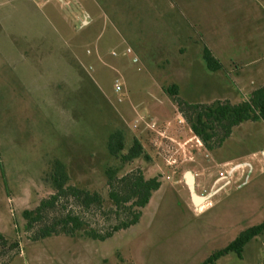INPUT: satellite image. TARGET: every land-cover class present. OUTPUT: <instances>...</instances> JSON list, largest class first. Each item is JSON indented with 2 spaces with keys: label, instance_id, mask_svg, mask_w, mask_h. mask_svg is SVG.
I'll list each match as a JSON object with an SVG mask.
<instances>
[{
  "label": "rangeland",
  "instance_id": "rangeland-1",
  "mask_svg": "<svg viewBox=\"0 0 264 264\" xmlns=\"http://www.w3.org/2000/svg\"><path fill=\"white\" fill-rule=\"evenodd\" d=\"M123 25L128 31L103 16L94 0H0V233L20 243L11 264H202L264 221V122L243 123L221 148L207 151L164 91L178 83L183 98L185 57L172 47L185 44L153 40L141 24ZM226 69L216 80L235 91L233 102L264 84L263 75H255L264 59ZM152 121L157 131L168 126L166 139L148 127ZM117 129L127 144L142 140L151 160L121 165L111 157L107 140ZM170 155L178 165H167ZM57 162L70 184L101 192L107 207L110 167L119 168V176L138 169L162 184L140 223L108 240L31 242L22 213L53 192L47 174ZM187 171L197 195L211 194L199 210ZM103 222L89 217L94 228ZM216 264H264V232L241 257L230 253Z\"/></svg>",
  "mask_w": 264,
  "mask_h": 264
},
{
  "label": "trees",
  "instance_id": "trees-1",
  "mask_svg": "<svg viewBox=\"0 0 264 264\" xmlns=\"http://www.w3.org/2000/svg\"><path fill=\"white\" fill-rule=\"evenodd\" d=\"M203 57L209 71L222 69L209 50H204ZM164 91L173 98L179 113L207 151L221 148L230 139L233 130L243 123L264 122V85L253 90L249 99L239 102L216 100L211 103H190L180 96L176 84L164 88ZM107 150L121 165L131 164L137 159L151 160L142 140L134 137L127 144L125 134L120 129L109 135ZM119 172V168L112 167L106 171L107 195L111 201L107 207L101 192L70 184L66 167L57 162L47 174L53 192L34 209L22 213L26 231L30 234L29 240L38 242L49 237L81 236L105 241L120 231L137 226L144 209L162 183L159 177L146 178L138 169L124 176H119ZM92 215L100 216L105 225L104 222L101 228L89 225ZM263 232L264 221L240 232L226 247L214 252L202 264H216L221 257L230 253L241 257L246 245ZM19 252L20 243L10 241L0 233V264H11Z\"/></svg>",
  "mask_w": 264,
  "mask_h": 264
},
{
  "label": "crops",
  "instance_id": "crops-1",
  "mask_svg": "<svg viewBox=\"0 0 264 264\" xmlns=\"http://www.w3.org/2000/svg\"><path fill=\"white\" fill-rule=\"evenodd\" d=\"M94 3L103 16H109L119 26L141 24L140 32H149L153 40L185 44L172 48L181 47L185 57L181 61L182 96L190 103L232 101L236 96L226 84L217 82L219 71L207 69L205 49L222 65L220 71L225 72L226 67L257 66L264 59V0H94ZM123 12L132 20L123 21ZM137 29L136 34L140 33ZM259 73L264 77V70H255L256 76ZM174 84L180 90V84ZM222 90L225 93H220Z\"/></svg>",
  "mask_w": 264,
  "mask_h": 264
},
{
  "label": "built area",
  "instance_id": "built-area-1",
  "mask_svg": "<svg viewBox=\"0 0 264 264\" xmlns=\"http://www.w3.org/2000/svg\"><path fill=\"white\" fill-rule=\"evenodd\" d=\"M132 53H133V51H132L131 48H127V49H126V52H125L126 55H131ZM114 55H117V54L114 53ZM133 61H134V62H137L138 59H137L136 57H134ZM115 90H116L117 92L121 91V84H120V83H116V85H115ZM148 127H149L150 129H152L153 131L159 133V135H160L161 138H163V139H166V138H167L166 133H167V131H168V126H166V128H165L164 130H160V131H161V132H160V131H157V130H156V124H155V122L152 121L151 124L148 125ZM198 144L201 145V143H200L199 141H198ZM188 159H189V158H187V160H188ZM166 161H167V165L170 166V167H171V166L174 167V166L178 165V159H177V157H175L174 155H170V156L167 158ZM199 207H200V206H199ZM199 207L196 206V209L199 210Z\"/></svg>",
  "mask_w": 264,
  "mask_h": 264
},
{
  "label": "water",
  "instance_id": "water-1",
  "mask_svg": "<svg viewBox=\"0 0 264 264\" xmlns=\"http://www.w3.org/2000/svg\"><path fill=\"white\" fill-rule=\"evenodd\" d=\"M263 154H264V152H263ZM238 166H241V165H237V166L233 167L232 170H231V173ZM248 166H250V165H248ZM185 180H186L187 187H188V189L190 191L191 199L194 202L195 206H198L197 205L198 203H200V202L201 203H204L205 201H207L209 199V197L211 196V194H209L207 196H199V195H197L196 190H195V176L193 175V173L191 171H187L186 172V174H185Z\"/></svg>",
  "mask_w": 264,
  "mask_h": 264
},
{
  "label": "bare ground",
  "instance_id": "bare-ground-1",
  "mask_svg": "<svg viewBox=\"0 0 264 264\" xmlns=\"http://www.w3.org/2000/svg\"><path fill=\"white\" fill-rule=\"evenodd\" d=\"M200 203H201V202H200ZM200 203H198V204H197V205H198V207H199Z\"/></svg>",
  "mask_w": 264,
  "mask_h": 264
}]
</instances>
